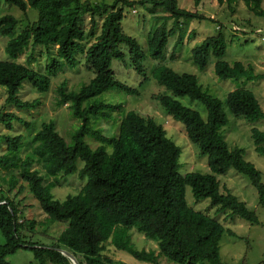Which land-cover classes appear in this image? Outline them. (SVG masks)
<instances>
[{
	"label": "trees",
	"instance_id": "obj_1",
	"mask_svg": "<svg viewBox=\"0 0 264 264\" xmlns=\"http://www.w3.org/2000/svg\"><path fill=\"white\" fill-rule=\"evenodd\" d=\"M5 1L24 13L30 9L39 12L38 21L29 23L7 45L11 58L18 59L30 44L43 46L48 52L58 49L57 58H52L46 74L22 63L0 61V86L7 89V106L18 110L34 108L36 102H24L17 97L24 82L29 81L39 91L46 92L51 84L50 75H57L65 64L73 69L83 62L95 77L77 91L68 90L66 83L57 90L58 105H69L74 117L82 121L70 145L59 135L54 123L42 125L34 136L31 152L24 158L20 155V136H0V146L6 142L9 145L8 153L0 155V170L11 173L8 192L0 189V231L5 238V244L0 245V264H10L7 257L19 249L31 250L40 264H71L57 249L70 252L79 264L82 263L78 256L85 264H113L104 256L106 243L144 263L160 264L159 258L164 256L176 264H227L220 255V241L226 229L218 221L190 208L186 201L189 186L196 200L209 198L218 212L230 211L233 217L259 222L244 202L221 193L216 177L235 169L249 178L258 191L260 205L264 206L261 172L244 159L242 150L230 148L221 134V129L228 124L223 103L209 95L196 76L179 74L164 64L153 71V78L166 90L155 99L167 114L185 126L190 142L207 157L212 175H181L180 149L168 138L164 127L152 118L128 112L116 136H104L92 127V119L112 120L113 114L122 108L98 97L111 90L139 93L138 89L120 81L111 69L114 61L126 62L124 47L128 49L134 71L143 78V83L149 81L144 64L147 55L137 39L122 28L125 7L151 5L166 11V15L157 17L164 23L148 41L150 56L161 62L166 61L170 38L178 34L177 50L184 42L185 24L200 15L181 9L178 0H114L111 4H94L90 0ZM193 1L196 6L202 2ZM242 1L254 15L264 18L262 0ZM217 2L226 3L232 9L235 0ZM88 15L91 28L87 32ZM98 20H103L99 36L95 33ZM169 21L173 23L172 28L167 27ZM17 26L15 17H0V35L9 36ZM91 39L93 43L88 42ZM227 49L226 38L219 33L193 50V61L205 70L209 59L217 58L215 72L221 80L264 79V74H256L252 67L245 68L242 63L231 66L221 61ZM78 54L82 59H78ZM171 58L175 59V54ZM184 97L203 104L207 120L197 110L183 105L179 99ZM227 106L233 115L249 122L264 120V111L250 90L229 93ZM14 120H20L15 113L0 112V124L8 129H13ZM87 136L101 145L93 149L85 141ZM252 137L256 152L264 156V132L254 128ZM79 161L83 162L82 168L78 166ZM75 174L82 180L87 179L80 193L64 201L54 199L52 189L58 186L60 178ZM46 179L52 181L44 185ZM25 184L50 221L68 222L57 245L49 247L27 238L26 233H31L37 223L22 218V201L17 200L26 189ZM132 229L145 235L147 240H154L159 253L136 249L128 235Z\"/></svg>",
	"mask_w": 264,
	"mask_h": 264
},
{
	"label": "rangeland",
	"instance_id": "obj_2",
	"mask_svg": "<svg viewBox=\"0 0 264 264\" xmlns=\"http://www.w3.org/2000/svg\"><path fill=\"white\" fill-rule=\"evenodd\" d=\"M97 4L101 2L113 3L114 0H90ZM138 1V0H129ZM181 9L197 13L200 18H195L187 22L184 26V42L175 48L178 34L170 38L166 49V61L153 59L149 53V37L160 27L164 21L158 20V16L166 15L162 8H155L151 5L125 7L122 28L125 33L137 39L142 50L147 55L145 69L149 81L143 83V78L138 75L130 63L128 49L126 52V62L114 61L111 69L117 78L131 88L138 89V94H128L126 92L111 90L98 97L105 102L122 105L121 111L114 113L112 120H94L92 127L100 130L104 136H116L119 132V126L124 116L134 111L143 117L154 119L166 130L167 136L180 149V168L179 173L186 175L188 173H199L212 175L209 168L207 157L200 154L199 150L188 139L185 126L175 121L161 107L155 99L156 96L165 93V88L157 83L153 78V71L164 64L172 68L179 74H189L196 76L198 83L202 88L214 98L223 103V108L227 115L228 124L221 129L225 141L230 148H237L243 151L244 159L261 172L264 183V156L255 150L252 130L254 128L264 132V120L249 122L241 117L232 114L227 106L229 93L238 89H247L253 92L258 99L264 111V79L250 80L241 78L239 80H221L215 72L217 58L211 57L205 70L198 68L193 61V50L200 46L202 42L222 33L227 41L228 49L221 61L233 66L236 63H242L245 68H253L256 74L264 73V41L263 36L258 35L259 30L264 32V18L257 17L249 11L247 5L242 0H235L232 9L224 3L219 5L217 0H202L201 4L196 6L193 0H178ZM121 6V5H120ZM262 10H264V0H262ZM13 16L18 20V26L9 36L0 35V61H9L22 63L30 68L46 74L48 65L57 58V47L48 52L43 46L34 47L32 44L14 60L7 53V45L18 34L24 31L29 23L37 22L39 12L30 9L24 13L19 7L0 0V17ZM98 28L95 33L101 34L103 20H98ZM173 23H167L168 28H172ZM222 26L221 30H219ZM91 28V17H86L85 30L88 32ZM93 43L94 40H88ZM89 48V47H88ZM175 52V53H174ZM175 54V59L171 56ZM82 59L81 54L77 55ZM62 63L61 59H57ZM95 75L88 70L83 62H79L76 68H69L67 64L57 75H50V88L46 92H41L35 88L29 81H25L17 97L24 102H36V106L29 109L18 110L14 106H7V89L0 86V112H13L19 116L20 120H14L13 129H8L0 124V136L22 138L20 155L24 158L31 152V145L37 131L46 123H54L57 132L65 139L67 144L72 143L73 134L79 129L82 121L71 113L69 105L60 107L58 105V88L66 83L68 90L77 91L84 85H87ZM180 102L194 110H197L203 119L207 120V110L205 106L198 101H192L187 97L180 98ZM85 141L93 148L101 145L96 139L87 136ZM8 143L0 146V155L8 153ZM79 168L83 167V162H78ZM43 174L39 165L36 166ZM222 194H230L240 201L244 202L248 209L255 212L259 222L251 223L239 217H233L230 211L218 212L209 198L196 200L191 187L186 188V201L190 208L201 212L212 219L221 223L226 232L220 241V255L223 263L227 264H264V206L260 205L258 191L252 185L249 178L239 173L235 169H230L222 175L216 176ZM11 173L0 170V189L8 192V181ZM52 179H46L44 185H48ZM87 179H80L78 174L61 177L57 187L52 189L54 199L64 201L70 196H76L80 193ZM20 184H18L19 186ZM17 201H22V218L35 221V228L31 233H26L27 238L33 243L44 244L45 246L57 245L62 232L68 227L67 221H50L43 212L38 200L29 192L28 186ZM15 192L11 194L13 196ZM231 232L232 234H230ZM136 249L154 251L159 253L157 243L152 239H146L145 235L139 233L136 229L128 231ZM5 244V238L0 231V245ZM59 251V249H57ZM60 252V251H59ZM105 257L110 258L113 264H150L140 262L134 259L129 253L119 251L111 243H106V250L103 252ZM78 260L85 264L81 256ZM10 264H40L31 250L19 249L7 257ZM160 264H176L169 261L166 257L159 258ZM48 264H55L48 262Z\"/></svg>",
	"mask_w": 264,
	"mask_h": 264
},
{
	"label": "water",
	"instance_id": "obj_3",
	"mask_svg": "<svg viewBox=\"0 0 264 264\" xmlns=\"http://www.w3.org/2000/svg\"><path fill=\"white\" fill-rule=\"evenodd\" d=\"M59 251L70 260L71 264H79L77 259L70 252L63 249H59Z\"/></svg>",
	"mask_w": 264,
	"mask_h": 264
},
{
	"label": "built area",
	"instance_id": "obj_4",
	"mask_svg": "<svg viewBox=\"0 0 264 264\" xmlns=\"http://www.w3.org/2000/svg\"><path fill=\"white\" fill-rule=\"evenodd\" d=\"M263 33V31H261V30H259L258 32H257V34H262ZM262 40L264 41V37L262 38Z\"/></svg>",
	"mask_w": 264,
	"mask_h": 264
},
{
	"label": "crops",
	"instance_id": "obj_5",
	"mask_svg": "<svg viewBox=\"0 0 264 264\" xmlns=\"http://www.w3.org/2000/svg\"><path fill=\"white\" fill-rule=\"evenodd\" d=\"M258 35H262V36H264V32L262 33V34H258ZM264 74V73H263Z\"/></svg>",
	"mask_w": 264,
	"mask_h": 264
},
{
	"label": "clouds",
	"instance_id": "obj_6",
	"mask_svg": "<svg viewBox=\"0 0 264 264\" xmlns=\"http://www.w3.org/2000/svg\"><path fill=\"white\" fill-rule=\"evenodd\" d=\"M264 37V36H263Z\"/></svg>",
	"mask_w": 264,
	"mask_h": 264
}]
</instances>
